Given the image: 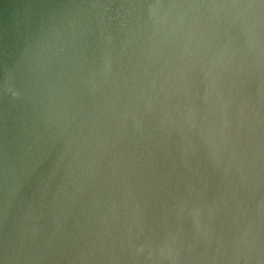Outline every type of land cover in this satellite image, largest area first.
Listing matches in <instances>:
<instances>
[{"label":"water","instance_id":"1","mask_svg":"<svg viewBox=\"0 0 264 264\" xmlns=\"http://www.w3.org/2000/svg\"><path fill=\"white\" fill-rule=\"evenodd\" d=\"M0 264H264V0H0Z\"/></svg>","mask_w":264,"mask_h":264}]
</instances>
